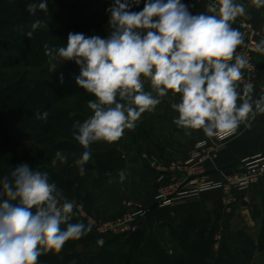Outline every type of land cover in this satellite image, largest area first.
Returning a JSON list of instances; mask_svg holds the SVG:
<instances>
[{
	"label": "rangeland",
	"instance_id": "rangeland-1",
	"mask_svg": "<svg viewBox=\"0 0 264 264\" xmlns=\"http://www.w3.org/2000/svg\"><path fill=\"white\" fill-rule=\"evenodd\" d=\"M31 2L36 0H0V177L24 162L33 170L47 172L50 182H55L66 199L78 205L70 222L92 225L91 231L67 241L60 252L43 253L37 264H73L80 259L81 264H89L100 253L103 259L107 254L120 259H113L110 264H223L224 260L226 264H253L257 251H262L264 190L252 202L249 193L262 186L264 175L246 193L234 192L230 205L223 203L225 195L221 190L206 192L178 207L160 208L154 200L158 166L184 160L197 141L208 138L187 145L192 129L180 128L173 122L178 113L171 105L180 101L178 94L169 91L160 98L155 110L143 113L136 127L125 129L118 141L90 145L92 155L81 174L77 162L85 149L73 138V124L93 114L88 101L95 97L76 84L80 68L74 62L64 63L58 58V69L49 72L44 45H66L70 32L107 38V9L114 0H48L47 20L28 38L26 33L38 19L27 11ZM146 2L139 0L131 10L141 11ZM38 12L41 17L42 11ZM144 90L153 92L150 81L145 80ZM44 112L48 113L47 119H37V114ZM65 141L81 150H65ZM175 142L176 147H171ZM176 150L182 157L175 156ZM57 152L67 161L58 158ZM224 153L218 161L208 163L214 179H222L227 172V165L219 164ZM154 155L157 162L152 199L160 211L152 214L140 206L147 211L140 220V231L121 236L97 234L94 223L124 217L140 208L134 203L145 199L144 193L135 187L134 194L131 183L121 184L119 173L124 170L127 174L129 158L147 159ZM101 198L108 203L100 209ZM101 240L102 245L98 243ZM227 255H232V260Z\"/></svg>",
	"mask_w": 264,
	"mask_h": 264
},
{
	"label": "clouds",
	"instance_id": "clouds-1",
	"mask_svg": "<svg viewBox=\"0 0 264 264\" xmlns=\"http://www.w3.org/2000/svg\"><path fill=\"white\" fill-rule=\"evenodd\" d=\"M251 3L264 7V0ZM138 4L114 0L107 9V38L70 32L66 45H44L49 72L58 69V58L74 62L80 68L76 84L95 97L88 101L93 114L73 124V138L85 149L77 162L81 174L92 155L90 145L118 141L169 91L180 96L171 105L178 113L173 122L183 129H202L209 138L235 134L242 123L250 127V119L264 114V96L253 100L250 83L244 84L242 94L237 91L249 60L237 53L245 38L232 25L246 16L245 5L215 0L207 13L193 15L181 0H147L141 11H132ZM38 10L47 15L48 0L27 5L33 16ZM41 24L40 19L32 22L27 37ZM255 51L264 53V39L255 43ZM145 80L156 95L144 90ZM47 116L37 114V119ZM56 155L67 161L61 152ZM119 177L123 181L126 172L121 170ZM77 207L47 172L33 170L27 162L16 165L0 177V264H37L43 253L60 252L70 239L86 235L91 224L70 222Z\"/></svg>",
	"mask_w": 264,
	"mask_h": 264
},
{
	"label": "built area",
	"instance_id": "built-area-1",
	"mask_svg": "<svg viewBox=\"0 0 264 264\" xmlns=\"http://www.w3.org/2000/svg\"><path fill=\"white\" fill-rule=\"evenodd\" d=\"M239 1L245 0H236ZM185 2L189 6L203 3L204 12L207 13V5L215 0H185ZM235 21L245 38V43L237 48V53L243 54L249 60V67L242 69L243 80L238 82L237 89H243L244 84L250 83L254 90L259 79L255 61L259 52L255 51V43L264 38V31H260L255 25L239 17ZM238 134L237 129L235 134L229 136L208 137L197 141L184 160L159 165L158 183L154 193L157 205L160 208L177 207L214 190H221L225 195L223 203L230 205L234 202L232 198L234 192L246 193L264 175V154L244 161L240 171L232 170L229 176L226 172L219 180L214 179L208 169V163H214L222 153L226 152L228 143ZM146 214L147 211L140 207L124 217L107 218L106 221L94 223L95 232L99 235L109 233L121 236L140 231V220Z\"/></svg>",
	"mask_w": 264,
	"mask_h": 264
},
{
	"label": "crops",
	"instance_id": "crops-1",
	"mask_svg": "<svg viewBox=\"0 0 264 264\" xmlns=\"http://www.w3.org/2000/svg\"><path fill=\"white\" fill-rule=\"evenodd\" d=\"M181 2L189 6L185 0H181ZM237 3L245 5L246 10V16H241L239 18L249 21L260 31H264V7L257 9L254 5H252L251 0H245L242 2L239 1ZM189 11L193 15L204 12V4L197 3L191 5L189 6ZM236 24L237 23L235 21L232 26L237 28ZM255 61L259 71V79L256 88L251 93L253 100L264 96V53H258L255 57ZM237 91L242 94L243 89H237ZM240 102L241 101L238 100V104ZM249 123L251 125L250 127H247L244 123L239 126V134L228 143V152L226 151L227 153L225 152L220 158L221 162H219V164H226L227 166L225 167H227V172L231 171V169H237L236 171H240L243 168L244 161L257 155L264 154V114H257L254 120L250 119ZM188 135V146L197 140L207 137L202 129L192 130ZM176 145L177 143L175 142L171 147L175 148ZM176 151L177 153L175 156L178 158L182 157L178 150ZM187 152L184 157L187 155ZM155 157H157V155L148 156L147 159L129 158L126 177L123 181L120 180L121 184L131 183V190L134 194L136 193L135 187L138 188V191H142L144 193L146 197L145 199L141 200L138 204L133 203L136 204L135 206L137 207L141 206L147 211H152V214L156 213L155 211H160L155 209V203L152 199L153 183L156 178V170L154 167L156 164L155 162L157 161L154 160ZM215 179L219 180L218 178ZM263 190L264 183H262V186L253 188L249 193V200H251V202L255 201ZM107 203L106 198H101V203L98 207L101 209L105 207ZM244 216L246 215L244 214ZM257 252L258 253L255 255L253 264H264V250Z\"/></svg>",
	"mask_w": 264,
	"mask_h": 264
},
{
	"label": "trees",
	"instance_id": "trees-1",
	"mask_svg": "<svg viewBox=\"0 0 264 264\" xmlns=\"http://www.w3.org/2000/svg\"><path fill=\"white\" fill-rule=\"evenodd\" d=\"M38 14H39V12L37 11V13H36V15L35 16H33V15H31L32 17H34V18H38V19H40L41 21H43V22H45L46 20H47V18L45 17L46 15L42 12V13H40V16L41 17H39L38 16ZM63 148L65 149V150H69V151H73V152H78V151H80L81 150V148H80V146H78V145H75V144H73V143H70V142H68V141H65L64 142V144H63ZM263 237H264V233L262 234L261 233V249L260 250H264V243H262V241H263ZM263 244V245H262ZM107 255H109V256H107L105 259H103L102 258V253H100L99 254V257L98 256H96V257H93V259L90 261V263L89 264H93L95 261H97V259H102L98 264H110V262L114 259V260H117V262L120 260V259H116V256L115 257H111V255L110 254H107ZM105 256V255H104ZM118 256V255H117ZM125 256V258L127 259V261H129V259H130V257H128L127 256V254H125L124 255ZM120 257V256H119ZM76 258V257H75ZM227 258L229 259V260H232V255H227ZM220 260V259H219ZM110 261V262H109ZM219 262V261H218ZM75 264H81V259L80 260H77V261H75ZM134 264V263H133ZM223 264H226V261L224 260L223 261Z\"/></svg>",
	"mask_w": 264,
	"mask_h": 264
},
{
	"label": "water",
	"instance_id": "water-1",
	"mask_svg": "<svg viewBox=\"0 0 264 264\" xmlns=\"http://www.w3.org/2000/svg\"><path fill=\"white\" fill-rule=\"evenodd\" d=\"M231 174H232V170L231 171H228L226 175L229 176Z\"/></svg>",
	"mask_w": 264,
	"mask_h": 264
}]
</instances>
